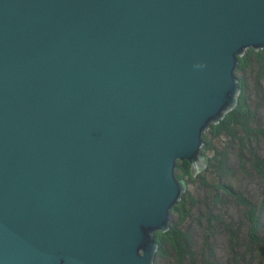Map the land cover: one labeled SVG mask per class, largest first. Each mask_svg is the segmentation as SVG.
<instances>
[{
    "label": "water",
    "instance_id": "1",
    "mask_svg": "<svg viewBox=\"0 0 264 264\" xmlns=\"http://www.w3.org/2000/svg\"><path fill=\"white\" fill-rule=\"evenodd\" d=\"M251 46L264 0H0V264H153Z\"/></svg>",
    "mask_w": 264,
    "mask_h": 264
},
{
    "label": "rangeland",
    "instance_id": "2",
    "mask_svg": "<svg viewBox=\"0 0 264 264\" xmlns=\"http://www.w3.org/2000/svg\"><path fill=\"white\" fill-rule=\"evenodd\" d=\"M250 78H253V76L251 75ZM240 91L241 89H239L238 95ZM249 91L255 94L253 87L249 88ZM260 92H264V81L260 87ZM261 114H264V108L258 111V120ZM203 136L199 156H205L207 153L203 149V146H205ZM213 144L215 145L216 141ZM230 151L228 155L223 157V165H226L231 171L225 180L232 186L229 191L230 194H225L224 192L217 193L221 194V199L217 200L218 203H215L212 199L208 204L203 202L207 197V190L206 186L202 184V170L206 168L207 164L203 167L204 169L201 168L193 172L191 177L179 176L185 184L184 192L179 200L184 195L191 198L190 200L199 202L198 206L196 205L197 207L192 208L191 212L195 213L181 217L177 214H171V208L170 217L167 222L168 229L162 230L158 228L153 232V238L158 247L159 243L156 240L158 231L165 232L179 225L184 232L190 233L187 239H185L188 248L190 246L189 250L192 251L191 255L188 256V264H264V250L259 246L255 247V244L251 242V239H255L253 235L255 232L253 233L251 230V226L255 224V221L251 218V215L247 214L246 216L244 214L243 211L248 209L247 206L243 204L242 212L240 213L224 215L228 213V205L230 203V211L234 212L236 210V202L242 198L241 196L248 194L255 208L253 215L260 221L259 235L264 234V182L261 180L262 173L258 172L256 167H254L256 161L255 153L259 154L261 158H264V140L261 138L258 140L250 139L247 142L237 139L234 140L233 150ZM212 155L213 151L206 154L207 160ZM183 160H187L191 164L189 159ZM215 175H218V172H214V174L213 172L209 173L210 177ZM219 181L222 182L224 180L219 179ZM211 204H215L213 211L210 207ZM190 206L192 205L190 204ZM205 210H209L210 212L205 213ZM158 247L155 250L156 254ZM138 254H143L141 248L138 249ZM173 260H176L173 256L169 259L162 257L159 258L158 263L175 264ZM155 261L156 257L154 258L153 264Z\"/></svg>",
    "mask_w": 264,
    "mask_h": 264
},
{
    "label": "trees",
    "instance_id": "3",
    "mask_svg": "<svg viewBox=\"0 0 264 264\" xmlns=\"http://www.w3.org/2000/svg\"><path fill=\"white\" fill-rule=\"evenodd\" d=\"M239 57L240 62H238L235 74L239 80L241 91L236 105L227 111L219 122L212 123L203 136L205 140L203 149L206 150V154L213 151L212 157H208L206 168L202 170V184L206 186L207 190V197L203 201L205 204H208L211 199L218 203L217 200L221 199V194H217L219 192L230 194L229 191L232 186L225 180L231 171L226 165H223V157L228 155L231 152L230 150H233L234 140L238 139L247 142L250 139L258 140L261 138L264 140V114H261L258 120V111L264 108V92H260V87L264 81V48L256 49L250 47ZM251 75L253 78H250ZM252 87L255 94L249 91V88ZM214 141H216L215 145L213 144ZM254 155L256 157L254 167H256L258 172L262 173L261 180L264 182V158H261L257 153ZM191 167L187 160H178L175 167L176 176L178 178L191 177L193 173ZM210 172H213V174L218 172V175L210 177ZM219 179L224 181L220 182ZM214 197L215 199L213 200ZM241 197L235 204L236 210L234 212L230 211V203L228 205V213L224 215L240 213L242 212V205H246L248 209L243 211L244 214L246 216L247 214L251 215V218L255 221V224L251 226L252 232H255L253 234L255 239H251V242L255 244V247L259 246L264 250V234L259 235L260 221L253 215L255 208L252 200L248 194H244ZM190 199L183 195V198L171 209V214H177L181 217L193 215L195 212H191L192 208L196 205L198 206L199 202ZM210 207L213 211L215 204H211ZM209 212V210H205V213ZM188 234L190 235V233L184 232L179 225L165 232L158 231L156 240L159 243V247L154 264H159V258L169 259L172 256L176 258V260H173L175 264H188V256L192 253L189 250L190 246L188 248L185 243V239L189 236Z\"/></svg>",
    "mask_w": 264,
    "mask_h": 264
},
{
    "label": "bare ground",
    "instance_id": "4",
    "mask_svg": "<svg viewBox=\"0 0 264 264\" xmlns=\"http://www.w3.org/2000/svg\"><path fill=\"white\" fill-rule=\"evenodd\" d=\"M245 50H246V49H245ZM240 56H241V55H240ZM238 58H240V57H238ZM239 62H240V61H239ZM210 126H211V125H210ZM176 159H177V158H176ZM179 160H181V159H179ZM177 161H178V160H177ZM177 161H176V164H177ZM172 175L174 176V178H177V179H180V180H181V178H178V177L176 176V174H175V169H174V171L172 172ZM183 192H184V191L181 192V194H180V198L182 197ZM180 198H179V199H180ZM179 199H178V200H179ZM169 217H170V216H169ZM155 237H156V236H155ZM155 257H156V256H155ZM153 262H154V261H153Z\"/></svg>",
    "mask_w": 264,
    "mask_h": 264
}]
</instances>
